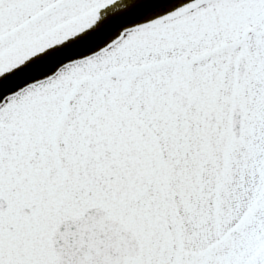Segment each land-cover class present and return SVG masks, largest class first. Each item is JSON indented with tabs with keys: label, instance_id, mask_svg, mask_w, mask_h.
I'll list each match as a JSON object with an SVG mask.
<instances>
[{
	"label": "snow or ice",
	"instance_id": "1",
	"mask_svg": "<svg viewBox=\"0 0 264 264\" xmlns=\"http://www.w3.org/2000/svg\"><path fill=\"white\" fill-rule=\"evenodd\" d=\"M0 264H264V0H0Z\"/></svg>",
	"mask_w": 264,
	"mask_h": 264
}]
</instances>
